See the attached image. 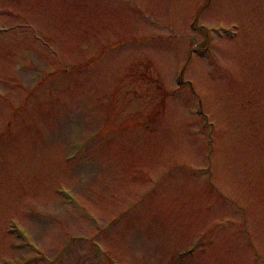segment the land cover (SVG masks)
Instances as JSON below:
<instances>
[{
	"label": "rangeland",
	"instance_id": "obj_1",
	"mask_svg": "<svg viewBox=\"0 0 264 264\" xmlns=\"http://www.w3.org/2000/svg\"><path fill=\"white\" fill-rule=\"evenodd\" d=\"M37 252L264 264V0H0V264Z\"/></svg>",
	"mask_w": 264,
	"mask_h": 264
}]
</instances>
